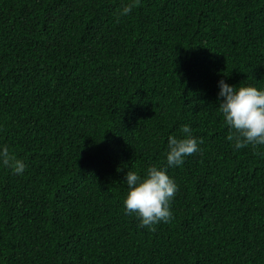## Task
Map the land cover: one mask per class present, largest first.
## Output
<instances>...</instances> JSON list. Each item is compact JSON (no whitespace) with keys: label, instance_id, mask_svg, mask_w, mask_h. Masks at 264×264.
<instances>
[{"label":"trees","instance_id":"trees-1","mask_svg":"<svg viewBox=\"0 0 264 264\" xmlns=\"http://www.w3.org/2000/svg\"><path fill=\"white\" fill-rule=\"evenodd\" d=\"M0 0V264H264V146L233 148L218 81L264 89V0ZM202 140L172 218L125 214L124 175Z\"/></svg>","mask_w":264,"mask_h":264},{"label":"clouds","instance_id":"clouds-1","mask_svg":"<svg viewBox=\"0 0 264 264\" xmlns=\"http://www.w3.org/2000/svg\"><path fill=\"white\" fill-rule=\"evenodd\" d=\"M139 3L140 0H129L122 5L118 16L129 15ZM217 86L218 109L229 130L227 139L233 142V148L264 146V89L251 85L232 86L223 79ZM180 131L182 137H167L166 167L150 166L143 175L135 171L124 175L128 188L123 200L125 214L135 215L142 228L154 230L155 225L167 223L172 218L171 202L178 192V185L167 174V168L183 165L187 156L200 150L202 140L193 136L190 125H183ZM0 167L8 168L19 176L27 165L10 152L7 145H0Z\"/></svg>","mask_w":264,"mask_h":264}]
</instances>
